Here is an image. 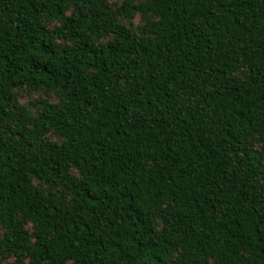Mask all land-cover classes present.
Returning a JSON list of instances; mask_svg holds the SVG:
<instances>
[{
    "label": "trees",
    "instance_id": "obj_1",
    "mask_svg": "<svg viewBox=\"0 0 264 264\" xmlns=\"http://www.w3.org/2000/svg\"><path fill=\"white\" fill-rule=\"evenodd\" d=\"M0 264H264V0H0Z\"/></svg>",
    "mask_w": 264,
    "mask_h": 264
},
{
    "label": "rangeland",
    "instance_id": "obj_2",
    "mask_svg": "<svg viewBox=\"0 0 264 264\" xmlns=\"http://www.w3.org/2000/svg\"><path fill=\"white\" fill-rule=\"evenodd\" d=\"M138 22H139V17H135L134 20H133V23L136 25ZM52 99H53V98H52ZM28 100H29V97H27V96H24V97L21 99V101L26 102V103H27Z\"/></svg>",
    "mask_w": 264,
    "mask_h": 264
}]
</instances>
